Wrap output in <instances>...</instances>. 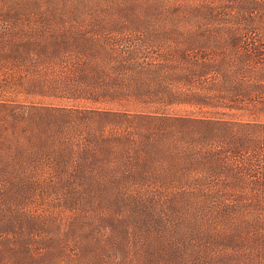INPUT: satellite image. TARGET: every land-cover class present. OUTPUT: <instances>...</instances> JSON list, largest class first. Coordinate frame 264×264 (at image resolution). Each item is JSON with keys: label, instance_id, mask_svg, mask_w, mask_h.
Here are the masks:
<instances>
[{"label": "rangeland", "instance_id": "rangeland-1", "mask_svg": "<svg viewBox=\"0 0 264 264\" xmlns=\"http://www.w3.org/2000/svg\"><path fill=\"white\" fill-rule=\"evenodd\" d=\"M0 264H264V0H0Z\"/></svg>", "mask_w": 264, "mask_h": 264}, {"label": "trees", "instance_id": "trees-1", "mask_svg": "<svg viewBox=\"0 0 264 264\" xmlns=\"http://www.w3.org/2000/svg\"><path fill=\"white\" fill-rule=\"evenodd\" d=\"M111 50L113 51V49H111ZM180 52L183 53V50H181ZM205 67H207V65H205ZM182 76L184 78H188L187 74H182ZM184 78L181 77V80H186ZM186 81H188V80H186ZM240 88H241L240 90H243L242 89L243 86H240ZM241 92L245 93L246 92L245 88H244V91H241ZM43 129H39V130H43ZM201 138H204V139H201ZM198 139L203 140V142L204 141L205 142L208 141L207 140L208 138L207 137H203V136H198ZM233 140H235L236 143L233 144V145H228L227 146V148H228L227 152H229L231 157H233V159H230L231 163L233 162V164H237V162H239L240 164L245 165L244 169H248V170L251 171V168H252L251 159L258 155L257 152H256L257 151L256 150V148H257V145H256L257 144V140H255L252 137H249L248 135H244L242 137H235V138H233ZM177 147L179 148L180 151H182L183 154H185V153L189 154V152L191 154L193 151H197L198 150V149L197 150L196 149L195 150L190 149V143L187 142V141L186 142L177 143ZM101 150L104 151V150H107V149H106V147H101ZM198 155H199L198 156V158H199V157H201V155H204V154L200 153ZM243 156H246V157H243ZM203 160H205V158L204 159H199L200 162H203ZM215 162L220 167V169L224 167L225 163H228V162H226L225 160H222V159H217V160H215ZM244 162H247V163H244ZM255 184L258 185V183H255Z\"/></svg>", "mask_w": 264, "mask_h": 264}]
</instances>
